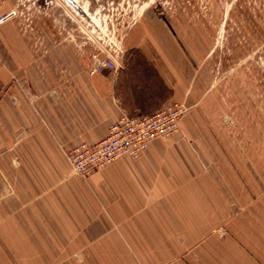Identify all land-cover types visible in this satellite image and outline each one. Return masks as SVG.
I'll use <instances>...</instances> for the list:
<instances>
[{
  "label": "rangeland",
  "instance_id": "374dc122",
  "mask_svg": "<svg viewBox=\"0 0 264 264\" xmlns=\"http://www.w3.org/2000/svg\"><path fill=\"white\" fill-rule=\"evenodd\" d=\"M12 4L13 32L52 97L54 86L98 81L136 96L147 88L148 114L183 110L178 130L149 146L167 149L159 162L180 194L194 189L204 196L196 206L211 210L222 195L264 194V0H79L86 12L65 0ZM10 34L0 42V96L8 97L17 77ZM107 51L121 54V69L91 76L93 55ZM19 83L27 86L26 69ZM10 111L4 105L0 115ZM0 150V264L132 262L123 244L109 248L91 234L105 185L76 175L67 154L57 170H26L4 136Z\"/></svg>",
  "mask_w": 264,
  "mask_h": 264
},
{
  "label": "crops",
  "instance_id": "0c3cea01",
  "mask_svg": "<svg viewBox=\"0 0 264 264\" xmlns=\"http://www.w3.org/2000/svg\"><path fill=\"white\" fill-rule=\"evenodd\" d=\"M11 12H16L12 0H0V18ZM13 19L0 22L1 43L11 29V74L17 76L10 97L0 96V112L4 105L11 108L10 115H0V137L10 141L20 164L30 165L24 169L57 170L72 147L100 141L120 117L153 114L147 88L136 96L135 89L93 81L54 86L52 97L32 52L20 46ZM24 69L27 86H19ZM166 151L149 147L139 158H122L89 177L92 187L107 188L91 234L109 248L123 244L134 256L130 264H264V194L222 195L217 210L196 206L204 196L194 189L178 192L179 179L159 162L167 160Z\"/></svg>",
  "mask_w": 264,
  "mask_h": 264
},
{
  "label": "built area",
  "instance_id": "2783aa9c",
  "mask_svg": "<svg viewBox=\"0 0 264 264\" xmlns=\"http://www.w3.org/2000/svg\"><path fill=\"white\" fill-rule=\"evenodd\" d=\"M0 18V22H1ZM93 76L103 69L118 72L122 63L118 55L107 51L100 59L93 55ZM183 110L175 106L157 111L147 116H122L108 130V134L98 142H80L67 152L73 172L81 178L105 169L108 165L125 157L139 158L157 138L170 136L178 130Z\"/></svg>",
  "mask_w": 264,
  "mask_h": 264
},
{
  "label": "water",
  "instance_id": "95a60500",
  "mask_svg": "<svg viewBox=\"0 0 264 264\" xmlns=\"http://www.w3.org/2000/svg\"><path fill=\"white\" fill-rule=\"evenodd\" d=\"M65 1H66L67 3H69L71 6H73L76 10L82 12V9H81L77 4H75L73 0H65ZM15 15H16V12H11V13L7 14L5 17H3V18L1 19V22H5V21H7V20L13 18ZM119 53H121V52H119ZM120 55H121V54H120ZM120 55H119V57H121Z\"/></svg>",
  "mask_w": 264,
  "mask_h": 264
},
{
  "label": "bare ground",
  "instance_id": "6f19581e",
  "mask_svg": "<svg viewBox=\"0 0 264 264\" xmlns=\"http://www.w3.org/2000/svg\"><path fill=\"white\" fill-rule=\"evenodd\" d=\"M75 4H77L82 10L83 12H86V10L89 8H87V5H83V6H80L79 5V0H73ZM69 4V3H68ZM70 5V4H69ZM90 13V12H89ZM93 18V17H92Z\"/></svg>",
  "mask_w": 264,
  "mask_h": 264
}]
</instances>
